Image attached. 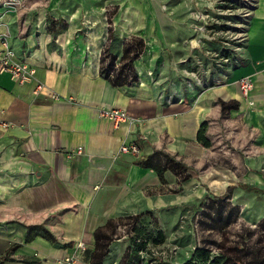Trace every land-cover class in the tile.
Here are the masks:
<instances>
[{
    "label": "crops",
    "instance_id": "crops-1",
    "mask_svg": "<svg viewBox=\"0 0 264 264\" xmlns=\"http://www.w3.org/2000/svg\"><path fill=\"white\" fill-rule=\"evenodd\" d=\"M124 8L120 34L139 30L148 40L145 62L137 69L141 84L114 83L100 72L101 56L104 65L108 54L121 56L125 46H138V37L119 43L110 39L96 60L100 43L95 34L102 31L101 26L97 29L96 22L88 26L83 21L86 29L77 32L81 29L78 9L66 21L56 4L44 7L39 3L19 10L0 3V34L9 32L16 59L30 65L35 81L44 84L35 95L33 83L20 85L0 69L1 118L11 124L7 129L0 127V264H55L77 241L86 245L78 264H121L127 242H114L107 248L117 217L142 213L145 223L138 232L160 231L171 241L179 215L192 217L197 210L191 213V208L209 199L219 206L204 205L202 232L224 230L232 223L237 226L245 209L254 210L256 222L264 219L262 157L245 160L240 179L235 167H221L224 172L218 171V179L230 182L216 193L207 178L210 169L197 180L192 174L206 149L196 140L203 122L221 129L223 118L231 116L230 123L257 132L264 151V0H256L246 39L230 63L217 65L196 50L202 66L191 58L187 69L202 72L205 85L224 82L193 89L182 86L177 71L167 75L173 84L166 81L159 87L152 83L153 74L146 75L147 67L155 74L164 44H180L184 27L166 22L165 27L156 28L162 34L159 37L146 29L140 7ZM128 50L133 51L126 48V58ZM174 52L184 55L181 49ZM244 76L253 81L247 99L237 85ZM163 90L165 98L171 96L170 103L157 100ZM52 93L59 98L51 99ZM220 101L237 105L228 108ZM114 106L127 111L130 124L115 127L99 118L101 109ZM210 129L206 135L213 145ZM133 142L139 146L138 155L119 151L122 144ZM78 146L84 154L67 158L66 153ZM175 163L186 180L180 181L173 171ZM238 183L260 192H243ZM174 186L178 191L173 192Z\"/></svg>",
    "mask_w": 264,
    "mask_h": 264
},
{
    "label": "rangeland",
    "instance_id": "rangeland-1",
    "mask_svg": "<svg viewBox=\"0 0 264 264\" xmlns=\"http://www.w3.org/2000/svg\"><path fill=\"white\" fill-rule=\"evenodd\" d=\"M30 1L32 3L37 2V0ZM38 3H43L44 7H49V5L53 7V5L56 4L60 9L58 10V14H60V16L63 15V18H65L64 20L66 21L69 20V15L78 9L79 18L77 27L81 29H78L79 31L77 32H82L83 28L86 29V27H84V22H86L88 26H92L93 22H96V24H94V28L96 27L99 29L101 26L102 29L103 26H106V31L108 30L107 33L110 35L109 39L116 40L118 43L125 37L134 36L140 37L148 43L147 38L143 37L144 33L139 30L138 33L136 31H128V33L120 34L119 28L122 25V20H124L122 16L125 12L124 7L126 5L128 8L132 5L133 7H140L145 14L146 29L150 33L152 32L154 35H158L159 37L162 36V34L156 30L159 25L165 27L166 22L172 21L176 22V24L182 25L186 32H184V36L183 39H181L180 44H176L174 46L164 44L162 46L163 59L160 60L156 68L157 70L155 69V74L147 66L146 72L150 71L151 74H153L152 83L159 87L163 86L166 81L173 84L167 75H169V72L172 70L174 72L177 71V73L181 75L180 80L182 86L187 89H193L197 86L202 88L209 86L217 87L224 81L219 80L217 82H209L205 85V80L203 76H201L202 72H200L198 76L201 78V84L195 85L192 88L187 87L186 81L187 78H190V76H187L182 72V70L187 68L185 65L188 61L193 58L196 64V59H200L196 55V52L199 50L203 51L204 54L205 49L218 50L221 48V43H219V41L215 38H212L209 34L201 35L196 28V25L201 24V22L193 18L191 13L207 12L209 17L206 18L205 22H203L204 25L207 26L210 25V22L212 21L211 19H218L220 23H226V26L229 28V32H227V35L222 34V38L228 37L233 42L237 39L240 33H242V30H246L248 17H245V13L253 10L256 0H40ZM76 14L77 12L74 16H76ZM102 20L104 24H102ZM126 23H128L127 20ZM238 23L245 24L246 26L242 29L243 26ZM122 30L124 29L122 28ZM98 32L95 35L99 34L98 39L102 46V31L100 33ZM118 35L122 38H119ZM198 37H202L203 41L205 40L204 45L196 44ZM146 47L148 49L149 45H146ZM175 47L177 49H181L184 55L180 57L179 55H176L177 52H174L176 49ZM172 49L174 51H172ZM145 50L143 51L145 52ZM144 52L141 55L142 58L139 57L138 59L140 61L134 63L136 70L142 69L144 63L140 64V62L144 60ZM204 56L210 58L209 55L204 54ZM183 59H188V61L182 63L181 60ZM145 65H148V63ZM219 89L215 90V92H220ZM160 94L163 95L161 102H165V91H161ZM228 118L230 119L231 116L223 118V123L220 126L221 129L217 128V125L214 123V125H208L211 128L210 131L213 133V145L210 149H205L204 153L200 157V166L192 172V174L196 176L194 179L197 180L202 178L203 174L208 173L210 169L211 172L208 173L209 175H207V178H209L208 181L211 180L209 182L213 193H216L221 186L225 184L228 185L230 182L218 179L219 175L217 176L216 174H219L218 171L224 170L221 169V167H235L237 169V176L240 179L243 174L241 166L244 164L245 160L252 162L254 160H258L259 158L261 159V157L264 159V151H262L263 149L260 139L257 138V132L252 128L248 129L247 127H243V125H240L239 123H230ZM194 162L196 164L198 160H195ZM240 184L241 183H238L237 185H239V188L243 190V192L255 190ZM167 189L171 191L170 187ZM176 189L177 187L174 186L173 192L178 191ZM258 192L260 191H254L255 194ZM197 209V206L192 207L191 213ZM183 216H186L187 218L189 217L182 213L179 215L171 236V241L178 244L182 248L181 261H185L192 257V252H190L189 257H187L183 254V251L185 252L189 250L190 245L193 243L191 224L188 222V219L186 220L184 227L180 228V218ZM256 221L257 214L252 208H250L243 211L242 218L237 226L232 223L230 225L227 224V228L224 230L219 229L218 231L213 230L209 232L203 231V239H206V242H204V246H202L209 249L207 251V264H217L212 262L217 258L221 259L218 264H231L232 262L248 263L253 259V257H255L256 253L254 252H257L260 248L262 251H260L259 254L261 256L264 255V223ZM247 253H252L253 255L246 256ZM189 262L190 264H202L192 258Z\"/></svg>",
    "mask_w": 264,
    "mask_h": 264
},
{
    "label": "built area",
    "instance_id": "built-area-1",
    "mask_svg": "<svg viewBox=\"0 0 264 264\" xmlns=\"http://www.w3.org/2000/svg\"><path fill=\"white\" fill-rule=\"evenodd\" d=\"M0 3L4 6H11L19 10L32 9L38 6L39 4L38 2L32 3L30 0H0ZM41 5H43V3H41ZM191 14L193 18L201 22V24L196 25V28L201 33V35L209 34L212 38H215L217 41H219V43H221V48L218 50H210V49L204 50V54L210 56V58L208 57V59L217 65L227 64L230 63L232 60H234L236 57V53L241 49V45L246 39V30H242V33H240L237 39H235L236 41L232 39L234 40L232 42L231 39H229L228 37L222 38V34L227 35L228 34L227 32H229V28L226 26L227 25L226 23H220L218 19H211L212 21L210 22V25L207 26L204 25L203 23L205 22L206 18L209 17L207 12H192ZM251 15H252V10L245 13V17H248V20L250 19ZM238 24H241L243 26L242 29L244 28V26H246L245 24L242 23H238ZM107 31L105 34V38L102 37L103 45L100 47L98 57H100V55L103 53L105 49V45L110 40L108 38L109 33H107ZM124 39H128L127 41H131L132 37H125L123 38V40ZM0 42L3 46V49L0 50V69L8 71L11 75V78L20 85L33 83L32 91L35 95H38L44 89V84L35 81L34 79L35 70L30 65H28L24 61H19L16 59L15 52L13 51V49L10 47L9 44V32L7 30L3 31L0 34ZM196 44L204 45L205 40L203 41L202 37H198ZM146 45H147V41H144L143 50H145ZM86 50L88 51V48H86ZM143 52L144 51L141 52L139 57H141ZM139 57L137 59H139ZM137 59L133 61V68L137 75V80L135 83H139L140 80L134 65V62ZM186 61H188V59L181 60L182 63L183 62L185 63ZM196 64L198 66H202L201 59H196ZM119 66H120V61L119 58H117L114 64L115 71L118 69ZM182 72L185 73L187 76H190V78H187L186 81L188 88H192L195 85L201 84V78H199L198 73L195 70H189L185 68L182 70ZM261 73L264 76V67L261 69ZM112 74L113 72L110 71V76H112ZM237 85L241 96L244 99H247L250 95V92L253 89V81L251 77L244 76L240 78L237 81ZM58 98L59 95H57L56 93L51 94V99L57 100ZM157 99L161 101L163 99V95L162 94L158 95ZM164 100L165 103H170L171 96L164 98ZM1 114L2 111L0 109V127L7 129L8 127L11 126V124L9 122L4 121L1 118ZM98 116L101 119H107L111 121L115 127H119L122 124L131 123V117L128 115L127 111L124 108H119L116 106L101 109L98 113ZM141 139L144 140L146 139V137L142 136ZM210 148H206V149H210ZM119 151L121 153L132 154V155H138L140 153L139 146L135 142L129 144H122L120 146ZM83 154H84L83 147L78 146L68 151L66 153V157L71 159L73 156H79ZM138 215L139 213H128L119 216L115 219L114 227L112 233L110 234V244L120 241L127 242V246L124 249L123 254L129 253L130 255H133L135 253L139 258L140 264H180L181 260L179 258L182 253V248L173 241H165L162 244L147 243L144 248H141L136 252L133 251L132 247H128L129 246L128 241L134 235V228L137 226L138 223V218H137ZM187 219L188 222L191 224L193 243L190 245L189 250L185 252L183 251V254L189 257L190 252L193 251L196 247L203 245L204 240H203L202 230H200V226H199L198 215H193L190 218H187L186 216L181 217L180 228L184 227V224H186ZM85 250H86L85 243L83 241H77L72 245L71 249L67 253H65L62 257H60L55 261V264H78L80 260V255L83 252H85Z\"/></svg>",
    "mask_w": 264,
    "mask_h": 264
},
{
    "label": "trees",
    "instance_id": "trees-1",
    "mask_svg": "<svg viewBox=\"0 0 264 264\" xmlns=\"http://www.w3.org/2000/svg\"><path fill=\"white\" fill-rule=\"evenodd\" d=\"M109 36L110 35H108V38H109ZM137 40H138L139 45L137 46L136 44H133V45L131 44L127 47L125 46L123 48V53L121 56L108 54L109 60L104 65H103L102 56H101V58H100V61H101L100 72L103 73L106 78L110 79L114 83L124 82V84H128V85H132L136 82L137 75H136L134 68H133V61L139 57V55L143 51V47H144V40L142 38H137ZM126 48L133 49V51H131V52L128 50V53L129 52L130 53L128 54L129 56L127 58H126ZM117 58H119L120 66L115 71L114 64H115V61L117 60ZM110 71L113 72L112 76H110ZM116 79H120V80H116ZM220 102H221L222 106L228 107V108H236V105H237V102H235V101L232 103H228V104H225L222 101H220ZM207 128H208L207 123L203 122L200 125V128L197 132L196 140L199 144H201L205 148H210L212 146V141L206 135L207 134ZM173 171L175 172V174H177L180 177V181H184L187 179V175L182 174L183 172L181 171V168H180L178 163L174 164ZM214 202H216V203H214ZM217 202L218 201H215V199H212V200L209 199L208 202H205L203 205H201L197 209V211L194 213V215H198L199 226L201 229H203L201 227V216L205 213V206H208V205L210 206L212 204H215V206H219V204H217ZM211 217L213 218V216H211ZM137 218H138V223H137V226L134 228V235L128 241V245H129L128 247H132L134 252H136L137 250H139L141 248H144L147 243L162 244L166 241L164 238V235L160 231H156L155 234H150V233L149 234H143V233L138 232V230L145 223L144 214L139 213ZM260 222L264 223V219L261 220ZM203 240H204L203 242H206V239H203ZM109 244H110V236L108 237L107 248H108ZM203 246L201 245L199 247H196L193 251H191L192 257H190V259L192 258L198 262H201L202 264H207V260H208L207 251L209 249H206V247H203ZM260 251H262L261 248L257 252H254V253H256L255 257H253V259L248 263L232 262L231 264H264V255L261 256L259 254ZM248 255L250 256L253 254L247 253L246 256H248ZM190 259H187L185 261H181L180 264H190V262H189ZM220 260L221 259L217 258L216 260H214L212 262L218 264L220 262ZM121 264H140V262H139L138 256L135 253L133 255H130L129 253H124L122 260H121Z\"/></svg>",
    "mask_w": 264,
    "mask_h": 264
},
{
    "label": "bare ground",
    "instance_id": "bare-ground-1",
    "mask_svg": "<svg viewBox=\"0 0 264 264\" xmlns=\"http://www.w3.org/2000/svg\"><path fill=\"white\" fill-rule=\"evenodd\" d=\"M102 24H104L103 23V20H102ZM105 34H106V26H103V28H102V36H103V38H105ZM94 47H96V45L94 46ZM100 47H101V43H100ZM100 47L98 48V51L96 50L95 51V53H94V55H95V59L97 60V58H98V55H99V50H100ZM86 48H88V52L90 53V51H91V49H90V46H86ZM93 55V56H94ZM142 58V57H141ZM94 59V60H95ZM93 61V60H92ZM95 62V61H94ZM97 62V61H96ZM93 64V63H92ZM136 68V67H135ZM137 71V70H136ZM137 73H138V71H137ZM138 75H139V73H138ZM146 75L148 76V78H149V76H151V73H150V71H148L147 73H146ZM139 78H140V75H139ZM139 83L141 84V83H144V82H141V79L139 80Z\"/></svg>",
    "mask_w": 264,
    "mask_h": 264
}]
</instances>
